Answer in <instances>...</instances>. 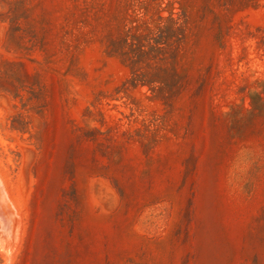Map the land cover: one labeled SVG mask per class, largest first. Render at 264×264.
<instances>
[{
  "label": "rangeland",
  "instance_id": "rangeland-1",
  "mask_svg": "<svg viewBox=\"0 0 264 264\" xmlns=\"http://www.w3.org/2000/svg\"><path fill=\"white\" fill-rule=\"evenodd\" d=\"M0 264H264V0H0Z\"/></svg>",
  "mask_w": 264,
  "mask_h": 264
},
{
  "label": "bare ground",
  "instance_id": "bare-ground-1",
  "mask_svg": "<svg viewBox=\"0 0 264 264\" xmlns=\"http://www.w3.org/2000/svg\"><path fill=\"white\" fill-rule=\"evenodd\" d=\"M7 250V249H6ZM7 255V254H6Z\"/></svg>",
  "mask_w": 264,
  "mask_h": 264
}]
</instances>
